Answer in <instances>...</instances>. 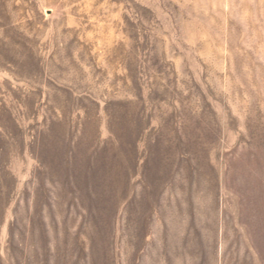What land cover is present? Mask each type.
I'll return each mask as SVG.
<instances>
[{"label":"rangeland","instance_id":"obj_1","mask_svg":"<svg viewBox=\"0 0 264 264\" xmlns=\"http://www.w3.org/2000/svg\"><path fill=\"white\" fill-rule=\"evenodd\" d=\"M0 264H264V0H0Z\"/></svg>","mask_w":264,"mask_h":264}]
</instances>
